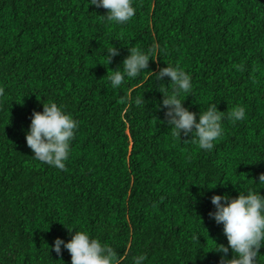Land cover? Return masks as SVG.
Wrapping results in <instances>:
<instances>
[{
  "label": "trees",
  "instance_id": "obj_1",
  "mask_svg": "<svg viewBox=\"0 0 264 264\" xmlns=\"http://www.w3.org/2000/svg\"><path fill=\"white\" fill-rule=\"evenodd\" d=\"M88 2L0 0V264H70L51 245L75 229L114 248L118 264L140 254L143 264H217L209 250L227 240L208 215L211 195H264L253 182L264 172V0H133L123 25ZM112 46L120 55L107 65ZM128 47H155L156 60L114 90L108 76ZM167 65L190 75V111L245 108V119L222 121L211 152L163 122L159 90L172 85L151 70ZM50 102L78 121L64 170L25 140L33 110Z\"/></svg>",
  "mask_w": 264,
  "mask_h": 264
},
{
  "label": "clouds",
  "instance_id": "obj_2",
  "mask_svg": "<svg viewBox=\"0 0 264 264\" xmlns=\"http://www.w3.org/2000/svg\"><path fill=\"white\" fill-rule=\"evenodd\" d=\"M89 4L106 10V15L101 16L106 23L123 25L136 14L133 0H89ZM106 51L107 65L120 55L119 48L115 46ZM155 55V47L147 51L128 47V55L121 62L122 70L114 69L108 76V84L115 90L124 85L126 79L139 77L149 69V60H156ZM151 74L155 75L157 81H164L167 77L172 85L170 93L159 90L162 98L157 108L163 111V122L171 126L174 138L190 135L191 138L187 140H192L201 150L211 152L215 142L223 136L222 121L228 119L235 123L246 117V110L242 106L233 107L225 116L224 111L218 110L217 103H210L203 111H190L183 101L192 93V80L178 66H158V71L151 70ZM182 93L185 94L183 99L180 98ZM3 95L4 88L0 87V97ZM135 102L137 105L143 103L140 99ZM77 128L78 121L62 106L55 102L42 103V111L33 110L31 114L30 124L25 131L26 144L38 161L64 170ZM253 182L264 185V172ZM258 189L238 190L235 197L227 193L211 195L215 210L208 215L215 223L222 225L227 240V245L216 243L217 247L209 250L219 254L217 264H257L260 249L264 247V195ZM69 231L72 232V229ZM62 247L70 253V264H118L115 249L93 238L86 230L75 229L68 240L56 237L51 248L57 256L61 255ZM145 260L146 256L140 254L133 257L132 264H143Z\"/></svg>",
  "mask_w": 264,
  "mask_h": 264
}]
</instances>
